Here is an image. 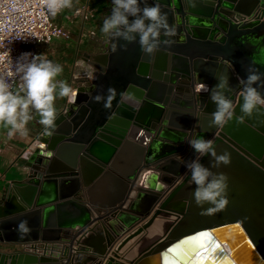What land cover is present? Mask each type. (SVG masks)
Segmentation results:
<instances>
[{
    "label": "water",
    "instance_id": "95a60500",
    "mask_svg": "<svg viewBox=\"0 0 264 264\" xmlns=\"http://www.w3.org/2000/svg\"><path fill=\"white\" fill-rule=\"evenodd\" d=\"M159 2L174 43L149 56L139 37L116 52L107 38L55 129L36 137L26 177L5 190L0 243L22 247L10 264H264V108L236 119L240 80L264 73V0ZM225 75L234 118L210 126L216 105L202 85ZM254 86L264 95V80ZM198 137L231 163L213 167L190 147ZM193 159L228 177L223 210L195 213Z\"/></svg>",
    "mask_w": 264,
    "mask_h": 264
},
{
    "label": "clouds",
    "instance_id": "9594fccd",
    "mask_svg": "<svg viewBox=\"0 0 264 264\" xmlns=\"http://www.w3.org/2000/svg\"><path fill=\"white\" fill-rule=\"evenodd\" d=\"M42 3L53 17L73 6V0H42ZM112 5L111 13L104 18L101 31L108 36L113 52L126 50L127 44L137 42V37L141 51L149 56H154L162 45L171 46L174 43L170 38L175 36L176 29L169 25L167 13L163 11L159 0L151 5L147 4V0H112ZM162 36L165 39L162 40ZM121 40L125 43L120 44ZM28 55L30 54H25V57ZM15 71L20 74L22 81L20 91L14 92L11 79L0 75V124L9 126V136L17 132L27 135L26 126L33 119L32 110H35L39 113V123L45 130H54L57 119L55 101L57 98L74 95L66 81L57 79L63 72L62 65L38 55L30 60L18 61ZM217 79L218 83L211 90L207 85H202L203 91H210V100L216 105L215 111L210 114V126H223L234 118L233 102L228 95L232 91L228 77L225 75ZM262 80L264 73L251 67L246 78L240 80L243 86L240 111L243 115L236 117L238 122H243L245 116L251 117L254 112L259 113L264 108V95L254 86ZM108 91L111 95L114 89ZM125 94L131 95L130 92L121 95ZM93 99L100 102L104 97L97 95ZM188 143L200 156L210 155L214 160L213 167L231 163L230 154L225 152L218 155L211 139L198 137L190 139ZM185 166L196 185L193 192L196 205L214 206L206 210L209 212L223 210L229 202L228 177L213 172L200 163L199 159H193Z\"/></svg>",
    "mask_w": 264,
    "mask_h": 264
},
{
    "label": "crops",
    "instance_id": "0c3cea01",
    "mask_svg": "<svg viewBox=\"0 0 264 264\" xmlns=\"http://www.w3.org/2000/svg\"><path fill=\"white\" fill-rule=\"evenodd\" d=\"M87 3L86 0H73V6L71 8L63 10L55 17L51 15V19L55 24H66V19H68L69 16H73L72 14L77 10V6L80 4L88 5ZM95 5L98 8L91 9L93 14L89 21L92 29L86 32L79 31L76 34L69 32L68 38H59L63 40V42H59L58 39L52 41L53 43L57 42L58 45L60 44L62 47L68 44L74 45L64 59L70 64H65V66H63L65 71L57 77L58 80L66 81L73 89V92H75L76 88L79 86L78 81L85 79V75L88 74V70L91 69L89 65L91 61L89 55L99 52L107 42L108 36L101 31L104 21L101 8L106 6L107 2L106 0H96ZM99 17L102 18L100 20L101 22L98 21ZM21 94L23 95L24 93L21 92ZM71 98V96L57 98L55 101L57 114L64 110ZM32 115L33 119L30 120L26 126L28 130L27 135H22L17 132L13 136H9V126L0 124V202H2L4 192L8 186L26 177L28 172V168L25 166L26 159L30 152L39 145L35 140L36 137L45 130V127L39 123V113L32 110ZM196 206L197 205H195V207ZM197 208L195 213L201 215L208 214V211H206V204L197 206ZM192 213H194V211H192ZM21 249L22 247L18 245L0 243V255H2L1 257H5L0 258V262L2 261L4 264H10V258L7 257V254L9 255L21 251Z\"/></svg>",
    "mask_w": 264,
    "mask_h": 264
},
{
    "label": "built area",
    "instance_id": "2783aa9c",
    "mask_svg": "<svg viewBox=\"0 0 264 264\" xmlns=\"http://www.w3.org/2000/svg\"><path fill=\"white\" fill-rule=\"evenodd\" d=\"M80 12L76 10V14ZM68 37V32L52 21L42 0H0V75L10 78L12 90L19 91L22 81L16 63L38 56L39 45Z\"/></svg>",
    "mask_w": 264,
    "mask_h": 264
},
{
    "label": "rangeland",
    "instance_id": "374dc122",
    "mask_svg": "<svg viewBox=\"0 0 264 264\" xmlns=\"http://www.w3.org/2000/svg\"><path fill=\"white\" fill-rule=\"evenodd\" d=\"M82 1H85V0H82ZM86 1L88 2L87 4L89 6L88 7L89 9L86 13L84 12V8L86 7V5L80 4L79 6H77V10H81V12L79 14H76V11H75V13L73 12V14H72L74 17L69 16L68 19H66L67 20L66 24H59V26H61L66 32L76 34L79 31L86 32V31L92 29V26L90 25L89 21L92 18V14H93L92 10L94 8H98V7L95 5L96 0H86ZM101 19L102 18L99 17L98 21L101 22L100 21ZM60 39H63V38H60ZM60 39H58L59 42L60 41L63 42V40H60ZM73 47H74L73 44H68V45L62 47L60 44L58 45L57 42H55V43L51 42L49 44L39 45L37 47V50L39 52V55L42 58H47V59L53 61L54 63H58V64L62 65V67H63V66H65V64H67V65L70 64V63L68 64L64 59L66 58L70 49H72ZM68 60H69V58H68ZM64 71H65V69H63V72Z\"/></svg>",
    "mask_w": 264,
    "mask_h": 264
},
{
    "label": "bare ground",
    "instance_id": "6f19581e",
    "mask_svg": "<svg viewBox=\"0 0 264 264\" xmlns=\"http://www.w3.org/2000/svg\"><path fill=\"white\" fill-rule=\"evenodd\" d=\"M204 237H207V235L200 236L196 240L192 241L190 244L192 246H200L201 244H203L208 239V238H204ZM177 252H178V254L181 255V252L179 250ZM198 264H201V262H198ZM212 264H214V262Z\"/></svg>",
    "mask_w": 264,
    "mask_h": 264
},
{
    "label": "snow or ice",
    "instance_id": "6c2138e0",
    "mask_svg": "<svg viewBox=\"0 0 264 264\" xmlns=\"http://www.w3.org/2000/svg\"><path fill=\"white\" fill-rule=\"evenodd\" d=\"M204 238H207V237H204ZM195 255H201V252L199 249H197V251L194 253Z\"/></svg>",
    "mask_w": 264,
    "mask_h": 264
},
{
    "label": "flooded vegetation",
    "instance_id": "af4514ba",
    "mask_svg": "<svg viewBox=\"0 0 264 264\" xmlns=\"http://www.w3.org/2000/svg\"><path fill=\"white\" fill-rule=\"evenodd\" d=\"M104 7H105V6H104ZM104 7H102V8H104ZM102 8H101V9H102ZM101 12H102V10H101Z\"/></svg>",
    "mask_w": 264,
    "mask_h": 264
}]
</instances>
